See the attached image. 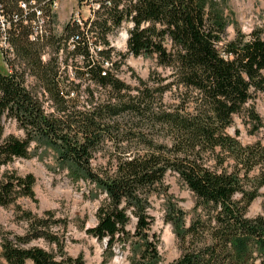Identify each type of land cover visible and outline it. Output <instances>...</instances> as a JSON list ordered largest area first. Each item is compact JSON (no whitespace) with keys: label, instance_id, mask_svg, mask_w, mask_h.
Here are the masks:
<instances>
[{"label":"trees","instance_id":"obj_1","mask_svg":"<svg viewBox=\"0 0 264 264\" xmlns=\"http://www.w3.org/2000/svg\"><path fill=\"white\" fill-rule=\"evenodd\" d=\"M52 1L0 0L13 24L17 57L33 68L50 101L46 110L23 71L0 72V170L29 157L33 141L55 149L58 166L67 169L72 181L88 183L94 198L103 195L98 221L86 230L106 241L102 264H110L116 244L128 249V264H264V213L250 216L248 211L264 187V144H246L227 130L241 114L252 133L264 128V117L253 104L264 95L262 29L242 32L229 17L232 9L225 0H79L100 4L88 31L92 37L109 45L108 34L124 21L133 22L124 55L155 56L168 70L166 76L152 72L133 89L115 72L103 74V66L86 51L88 37L76 22L69 21L60 36L52 31L30 38L33 25L23 23L21 2L30 8L39 5L55 24ZM34 17L28 15L29 20ZM232 23L237 34L228 39ZM72 36L77 43L71 54L86 58L83 65L74 64L79 82L63 77L55 56L44 58L49 46L68 52ZM100 55L111 58L112 49ZM122 65L121 58L115 62L118 70ZM82 80L110 86L117 95L101 101ZM168 91L172 99L165 102ZM83 93L87 98H80ZM4 116L15 118L26 137L4 135ZM108 145L114 150L97 167L95 153ZM170 172L196 198L189 212L173 200L165 180ZM36 181L35 173L5 169L0 205L16 204L22 196L35 199ZM154 195L167 199L165 220L180 243L181 255L171 262L162 257L160 237L152 229ZM20 218L27 222L21 234L0 230L7 264H87L83 255L72 256L65 249L53 225L66 227V220L56 219L52 210L43 215L23 210ZM41 238L52 248L30 245Z\"/></svg>","mask_w":264,"mask_h":264},{"label":"rangeland","instance_id":"obj_2","mask_svg":"<svg viewBox=\"0 0 264 264\" xmlns=\"http://www.w3.org/2000/svg\"><path fill=\"white\" fill-rule=\"evenodd\" d=\"M79 0H61L59 10L57 12V19L53 25V34L60 36L64 33V29L75 12L82 10L84 17L89 16V9H97L96 2L91 1L86 5L80 4ZM231 7L232 13L228 12L229 17L238 23L242 32L251 34L255 28L262 29L264 37V0H225ZM97 12V11H96ZM97 18V13L95 14ZM95 19V18H94ZM100 19V18H98ZM116 34V33H114ZM235 24L232 23L227 29L226 37L232 39L236 36ZM112 37V36H111ZM113 39L118 38V35L113 36ZM124 35H120L117 44L122 47L121 59L123 65L120 71V80L129 84L133 89L141 84V80L148 81L151 73L158 71L166 76L168 70L157 64L155 56H134L131 54L124 55L128 52L124 48ZM55 47L49 46L47 60L55 56ZM67 53V51H65ZM43 53V52H42ZM78 61V62H77ZM77 64L83 65V62L77 60ZM14 66L17 64L19 71L24 72V77L29 89L44 101L48 106V94L45 93L43 83L34 74L33 68L28 66L25 60L19 56L13 62ZM57 60L56 68L62 71L63 77H71V68L67 65L59 66ZM0 72L8 73L9 69L0 52ZM71 79V78H70ZM83 81V80H82ZM84 85L91 84L94 88L95 94L100 96V100H105L111 96L117 95L110 86L106 88H99L95 82L83 81ZM84 86H82L83 88ZM131 93H135L132 90ZM87 98L82 94L81 99ZM172 99V94L168 91L164 101ZM257 106L258 111L264 117V95L260 94L253 101ZM4 135H15L19 138H25L26 133L23 128L19 126V122L15 118L4 116L2 121ZM251 124L244 114L236 115L233 119V124L228 127V132L232 135H238L239 139L248 144L261 140L264 144V128H261L256 133L250 131ZM37 143L31 142L29 157H19L12 163L5 165L0 170V176L5 169L15 170L18 173L27 174L35 173L37 181L35 183L36 196L35 199L22 196L17 200L16 204L9 206L0 205V230L3 232L10 231L21 234L27 228V222L20 218L23 210L32 211L33 214L43 215L46 211L52 210L54 217L63 222L66 220V227L64 223L55 224L54 229L58 230L63 236L65 242V249L72 256L83 255L87 264H102L104 258V250L106 241H101L88 233L87 228L95 226L98 221L96 212L101 203L103 195L93 197L91 186L83 180L74 182L69 177L66 168L61 169L56 162V152L50 146L37 147ZM38 148V149H37ZM114 148L108 145L102 150L95 153L98 158L95 160L97 167L105 164L104 155H108ZM166 183L170 186V192L173 195V200L176 201L183 209L190 211L195 205L196 198L188 186L183 183L178 174L170 172L166 177ZM167 199L163 195H154L153 207L151 213L155 216L153 230L156 231L160 237L159 250L166 262H171L178 259L181 255V247L172 224L165 220V208ZM250 216H256L259 213H264V187L260 189L259 197L251 204L248 209ZM133 220L130 228L134 230ZM30 245H39L51 249L50 245L44 239H36ZM2 248H0V264H7L1 255ZM128 249L123 250L120 245L116 244L115 253L111 259L110 264H128L127 254Z\"/></svg>","mask_w":264,"mask_h":264},{"label":"built area","instance_id":"obj_3","mask_svg":"<svg viewBox=\"0 0 264 264\" xmlns=\"http://www.w3.org/2000/svg\"><path fill=\"white\" fill-rule=\"evenodd\" d=\"M60 2L61 0H53L50 8H51V13H56L59 10V6H60ZM35 3V2H34ZM83 6L87 4V1H84V3H82ZM20 6H22L23 9L26 10L25 16L23 17V23L26 25H33V30L30 34V38L34 39V40H38L39 37H43L45 34H50L53 31V23H52V18L51 16L48 14L46 15V11L41 8L39 5H35L33 7H29V5L26 2H21ZM97 9L100 8V4L97 3L96 4ZM96 9V8H95ZM4 9L1 8V4H0V52L3 56V59L6 63V67L7 69H9V72L7 74H13L16 71L19 70L17 64L14 66V61L17 58V54H16V50L15 47L13 45L12 39H11V32L13 31V24L11 23V21L8 19V17L6 16V14L4 13ZM30 13L34 14V18L33 21L32 19H28V15ZM82 10L79 9L75 12L74 16L70 19V22L74 23H78L81 26L82 31L86 34L85 36L88 37L87 38V42L86 44V51L88 53L92 54V58L95 61H99L100 64L103 66V74L106 75V72L109 71H113L116 73V75L118 77H120V70H118L115 66V62L117 60H120L122 53L119 51L120 47L117 44V41H119L120 35H124L125 39H124V49L127 50L128 49V39L130 37L129 35V30L131 28L134 27V23L130 22V21H124L121 26L119 27V29H117L114 33H110L108 34L109 36V41L110 44L109 45H104L101 41H99L97 38L95 39V37H92L93 34L91 32V34H89V27H91L92 25V20L95 17V10L94 9H89V16L84 17L82 14ZM17 20L22 19V17L18 16L16 18ZM118 35V38L113 39V36ZM84 36V35H83ZM112 36V37H111ZM76 38H74L73 36L68 40L67 43V49L68 52L66 53L64 48H60V51L55 52V57L57 58L60 66L62 65V67L65 68V66L67 65L69 68H71V79L74 80L75 82H79L81 81L78 76H77V66L74 67V64L76 63L77 60H80V62H85L84 60H86L85 55L84 54H77V56L73 57V55L71 54V51H74L76 48ZM106 49H112V57L108 58V57H102L100 55L101 52H104ZM47 55L44 56V58L46 59ZM78 62V61H77ZM79 65V64H78ZM81 66V65H79ZM74 95V93H72V96ZM49 101V100H48ZM50 103V101H49ZM48 103V106H49ZM46 106L45 104V109L49 110L50 108Z\"/></svg>","mask_w":264,"mask_h":264}]
</instances>
